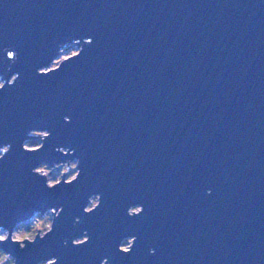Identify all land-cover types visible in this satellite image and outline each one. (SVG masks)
<instances>
[{
  "label": "water",
  "instance_id": "1",
  "mask_svg": "<svg viewBox=\"0 0 264 264\" xmlns=\"http://www.w3.org/2000/svg\"><path fill=\"white\" fill-rule=\"evenodd\" d=\"M13 75L0 228L63 208L46 238L0 244L17 264H264V0H0V77ZM34 130L51 137L30 154ZM69 159L70 186L32 172Z\"/></svg>",
  "mask_w": 264,
  "mask_h": 264
},
{
  "label": "clouds",
  "instance_id": "2",
  "mask_svg": "<svg viewBox=\"0 0 264 264\" xmlns=\"http://www.w3.org/2000/svg\"><path fill=\"white\" fill-rule=\"evenodd\" d=\"M41 75H50L52 73H47L44 74L42 72H39ZM14 78V82L9 83V81H5L3 79H0V91H4L6 88V85H14L15 82L18 79V75H13L11 77V80ZM65 120L67 122H70L69 117H65ZM46 133L47 135L44 137H40L37 135H33L34 137L40 139L41 141H47L51 137V133L48 130H34L32 133ZM33 145H42V150L45 147L44 143H24L23 148L27 153L30 154H36L41 151L34 150L32 147ZM11 151V144H7L0 148V160L4 159V155L9 153ZM59 151L63 153L65 157H70L74 155V149L71 148H60ZM81 171L82 169L80 168V160L79 159H69V160H64L60 161L58 163H54L53 166H50L48 162H41V164L37 167H34L32 169V172L34 175L43 178L46 181V187L49 190H55L56 188L62 186V184L66 185H72L73 183L77 182L81 176ZM58 172V175H53L54 173ZM102 205V194H93L89 197L87 205L84 207L83 211L85 214H92L95 211H97ZM135 210V211H133ZM63 212V208H55L53 207L50 211V213L39 216L40 218H49L51 221L49 230L45 232L42 235H38L37 238L39 237L41 240L46 238L50 233L53 232L54 230V225H55V219L59 218L60 215ZM144 212V207L143 205H136V206H130L128 208V216L131 218H135L137 216L142 215ZM34 222V220H33ZM32 222V224H33ZM76 222L80 223V218H76ZM32 224L30 228H24L26 230H31ZM17 229L15 231H0V244L2 243H7L11 241L13 244H19L21 249H26L29 244H35L37 242V238L28 240L26 243H20V240H23L22 235H17L20 233V229ZM137 237L132 236L131 238H128L126 243H121L119 246V251L124 253V254H131L133 251L134 245L136 243ZM90 242V236L87 234V230H85L84 235L81 238H76L72 240V245L76 247H81ZM64 245H68V240H64ZM2 251V250H0ZM5 252V251H2ZM152 254H155V249L151 250ZM7 253V252H5ZM10 254V253H8ZM12 264H17V260L10 254ZM58 262L59 258L58 257H53L51 259H46V260H41L40 264H53V262ZM102 264H110V261L108 258H105L102 260Z\"/></svg>",
  "mask_w": 264,
  "mask_h": 264
},
{
  "label": "rangeland",
  "instance_id": "3",
  "mask_svg": "<svg viewBox=\"0 0 264 264\" xmlns=\"http://www.w3.org/2000/svg\"><path fill=\"white\" fill-rule=\"evenodd\" d=\"M78 51L77 47L76 46H73L69 49H66L64 51L61 52L60 56L58 57V59L52 63V65L50 66V68L52 67H56L59 65L60 61L63 60L65 57L69 56V55H72L74 53H76ZM1 79V77H0ZM44 134L45 133H41V132H37V133H33V135H37V136H40V137H44ZM43 141H41L40 139L36 138V137H33L31 139H29L26 143H42ZM40 145H33V146H30L32 148H35V147H38ZM51 166V165H50ZM59 173L56 172L54 173L53 175H58ZM51 210H49L47 213L45 214H48L50 213ZM45 214H37L34 216V218H32L30 221L26 222V223H23V224H20L17 226V229L21 228V227H25V228H30L33 220V224H32V228L31 230H26L24 228H21L20 229V233L17 234V235H22L24 238L23 240H20V241H24L26 238L28 239H34L37 234H44L45 232H47L49 230V227H50V224H51V221L49 218L45 217V218H40L39 216H42V215H45ZM41 229V230H40ZM0 230L2 231H8L7 229L5 228H0ZM14 230V231H15ZM40 230V232H39ZM127 239L125 240L124 243H126ZM1 250V249H0ZM3 251V250H2ZM0 251V264H12V261H11V257H10V254H7L5 252H2Z\"/></svg>",
  "mask_w": 264,
  "mask_h": 264
},
{
  "label": "bare ground",
  "instance_id": "4",
  "mask_svg": "<svg viewBox=\"0 0 264 264\" xmlns=\"http://www.w3.org/2000/svg\"><path fill=\"white\" fill-rule=\"evenodd\" d=\"M0 231H2V230H0Z\"/></svg>",
  "mask_w": 264,
  "mask_h": 264
}]
</instances>
